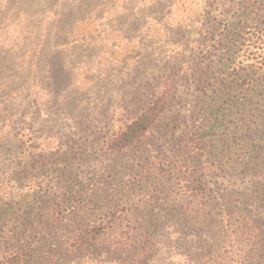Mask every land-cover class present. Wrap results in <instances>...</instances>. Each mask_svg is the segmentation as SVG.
Wrapping results in <instances>:
<instances>
[{
  "label": "trees",
  "instance_id": "16d2710c",
  "mask_svg": "<svg viewBox=\"0 0 264 264\" xmlns=\"http://www.w3.org/2000/svg\"><path fill=\"white\" fill-rule=\"evenodd\" d=\"M176 1L179 0H0V17L21 12L34 13L31 17L45 14V25L42 27L37 21L34 29L41 26V33L47 35L45 41L49 37L66 41V36L78 33L77 27L82 24L76 22L85 13L89 21H94L96 36H74V47L69 48L68 54L83 48L91 49L93 57L106 56L105 60L109 61L114 59V53L103 51L105 45L115 49L118 42H123L134 49L145 46L147 34L148 43L153 41L151 31L167 34L187 23L170 20ZM214 1L221 5L215 8L217 20L211 22L209 18L203 23H210V27L220 30L213 42H218L214 54L217 61L207 58L205 73L210 68L207 65L226 60V54L235 47L237 50L228 61L233 65V73L226 77L219 75L211 82L210 76L201 80L202 90L196 94L195 106L206 109L191 111L190 128L176 153L184 162L174 165L172 172L178 179L176 187L185 200L187 214L191 213L190 217L208 225V234L219 241L213 240L209 246L215 247L212 264H243L242 260L244 264L264 263V0H239V13L234 18L227 15L229 4L226 0ZM51 5L60 8L59 14L52 12ZM16 7L24 10L15 11ZM31 26L19 22L20 28ZM139 26L145 30L142 40L125 36L124 29L130 31L136 27L138 30ZM110 35L115 36L112 41ZM161 42L166 41H157V44ZM248 60L252 62L245 63ZM89 63L91 60L87 61ZM152 70L147 71L149 80L156 79ZM167 81L153 92L149 101L131 112L120 130L107 137V144L102 148L105 154H119L143 140L169 105L170 83ZM41 88L46 90L44 84ZM67 88L61 92H65L64 95L53 97L56 105L69 98ZM39 97L36 95L34 99L37 109L41 106ZM64 104L67 106L66 102ZM22 105L23 97L18 90L7 96L5 107L11 111L18 113ZM227 116L234 121L226 120ZM2 136L0 133V138ZM238 168L242 172H238ZM20 169L22 175L26 167ZM229 174L234 176L229 189H218L213 182L206 181L207 177L209 181L227 178L229 183ZM90 176V183L74 192L65 189L62 182L49 186L52 198L48 201L42 198L41 193H46V190L41 191L43 189L13 195L17 197L14 201H18L15 208L11 192H7L9 190L1 183L0 264H59L67 255L89 254L100 248L107 251L103 253L108 257L121 260L122 264H148L153 257V246L146 240L153 221L147 218L142 223L137 217L139 206L153 209L150 195H147L151 190L141 184L147 180L146 175L130 177L124 185L125 192L118 196L121 200L112 205H105L100 200L109 189L107 176L104 173ZM137 196H140L139 200H136ZM138 220L141 223L137 228L134 223ZM11 224H16L12 232L5 227ZM62 230H68L65 237H56ZM7 236L9 247L2 252L1 248L7 246L1 242ZM141 242L146 243L140 248ZM220 243L234 251L219 252L217 248H223ZM228 254L232 256L228 258ZM107 262L111 263L112 259Z\"/></svg>",
  "mask_w": 264,
  "mask_h": 264
},
{
  "label": "rangeland",
  "instance_id": "374dc122",
  "mask_svg": "<svg viewBox=\"0 0 264 264\" xmlns=\"http://www.w3.org/2000/svg\"><path fill=\"white\" fill-rule=\"evenodd\" d=\"M226 1L229 4L227 15L234 18L239 13V0ZM220 6V2L214 0L176 1L170 20L187 23L167 34L151 31L154 39L150 44L148 34L145 36V30L140 26L138 30L136 27L130 31L126 28L128 39L142 40L145 36V46L132 49L118 42L117 48L112 49L105 45L103 51L114 53V59L109 61L105 60L106 56L93 57L91 49L74 48L76 53L68 54L69 48L74 47V36H96L94 21H89L85 13L76 22L82 24L77 27L78 33L66 36V41L49 36L45 41L47 35L41 33V26L34 29L37 21L42 27L45 25V14L31 17L34 13L21 12L0 17V133L3 134L0 138V185L2 183L9 190L7 192H11V201L17 198L13 195L19 196L33 189L46 190L41 194L48 201L52 198L49 186L62 182L65 189L74 192L90 183L91 174L104 173L110 185L100 200L105 205H112L121 200L118 196L125 192L124 185L130 177L146 175L147 180L143 179L146 181L141 184L151 190L147 195H150L153 209L139 206L137 217L142 223L147 218L153 221L146 240L153 246V257L148 264H212L215 247L209 246L213 240L219 241L208 234V225L190 217L191 213L187 214L172 169L184 162L176 153L190 128L191 111L206 109L195 106L196 94L202 90L201 80L210 76L211 82L219 75L226 77L233 73V65L228 61L236 52L235 47L226 54V60L207 65L211 69L207 68L205 73L206 59L217 61L214 54L218 42H213L220 30L203 22L209 18L215 22V8ZM55 7L52 6V12L59 14L60 8ZM19 9L24 10L16 7L15 11ZM19 22L32 26L20 28ZM114 37L110 35V41ZM162 40L166 42L157 44ZM98 59L101 60L99 64ZM88 60L91 63L87 64ZM148 69L155 71V80L148 79ZM166 81L170 83V102L165 114L133 148L119 154H105L102 148L107 144V137L120 130L131 112L149 101L153 92ZM42 84L46 90L41 88ZM66 88L69 98L56 105L53 97L64 95L65 92H61ZM14 90L23 97L22 109L18 113L5 107L7 96ZM36 95L40 96V109L34 105ZM226 118L234 121L231 116ZM30 159L32 161H28ZM23 166L26 170L20 175ZM241 170L238 168V172ZM229 177V183L227 178L209 181L207 177L206 181L213 182L218 189H229L234 176ZM139 199L137 196L136 200ZM14 203L15 208L18 201ZM139 220L134 223L137 228L140 227ZM15 225H6V230L12 232ZM67 232L62 230L56 237L64 238ZM7 240L8 236L1 242L7 246L1 248L2 252L9 247ZM144 243H139L140 248ZM220 245L223 248L218 247L219 252L234 251L225 244ZM103 252L107 251L100 248L89 254L67 255L59 264H122L121 260ZM109 259H112L111 263L107 262Z\"/></svg>",
  "mask_w": 264,
  "mask_h": 264
}]
</instances>
